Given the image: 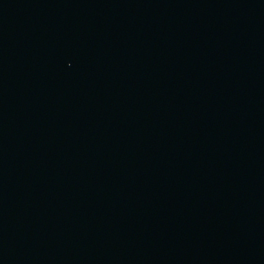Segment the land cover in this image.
Masks as SVG:
<instances>
[{
	"label": "water",
	"instance_id": "95a60500",
	"mask_svg": "<svg viewBox=\"0 0 264 264\" xmlns=\"http://www.w3.org/2000/svg\"><path fill=\"white\" fill-rule=\"evenodd\" d=\"M0 264H264V0H0Z\"/></svg>",
	"mask_w": 264,
	"mask_h": 264
}]
</instances>
